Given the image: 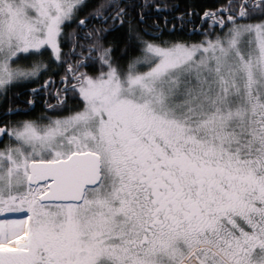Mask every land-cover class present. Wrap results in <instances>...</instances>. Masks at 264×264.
<instances>
[{
  "label": "snow or ice",
  "instance_id": "6c2138e0",
  "mask_svg": "<svg viewBox=\"0 0 264 264\" xmlns=\"http://www.w3.org/2000/svg\"><path fill=\"white\" fill-rule=\"evenodd\" d=\"M178 9L0 0V264H264V0Z\"/></svg>",
  "mask_w": 264,
  "mask_h": 264
},
{
  "label": "trees",
  "instance_id": "16d2710c",
  "mask_svg": "<svg viewBox=\"0 0 264 264\" xmlns=\"http://www.w3.org/2000/svg\"><path fill=\"white\" fill-rule=\"evenodd\" d=\"M161 2L168 3L169 5L178 4L179 5L178 11H185L187 7L192 6V7H195L197 12L202 13L205 9H212V8L218 7L220 4L225 3L226 0H161ZM158 15L160 16L159 22L161 24L164 23L163 18L167 16L169 27H171L172 23H174L172 17L175 16L176 13L175 12H162V13H159ZM196 22L199 23V20L197 19ZM175 23L177 24V27L179 28V21H175ZM186 33H187V28H185L181 34L184 35ZM186 38L194 41V40H198L200 37L198 35H192V36H186ZM29 87H32V85H29ZM22 99L26 100L27 95L22 97ZM6 106H7L6 104H0V112H2ZM42 110H43V99L41 98L39 102L36 103L35 107L32 108L29 115L35 116L39 114Z\"/></svg>",
  "mask_w": 264,
  "mask_h": 264
},
{
  "label": "flooded vegetation",
  "instance_id": "af4514ba",
  "mask_svg": "<svg viewBox=\"0 0 264 264\" xmlns=\"http://www.w3.org/2000/svg\"><path fill=\"white\" fill-rule=\"evenodd\" d=\"M0 146H2V144H0Z\"/></svg>",
  "mask_w": 264,
  "mask_h": 264
}]
</instances>
